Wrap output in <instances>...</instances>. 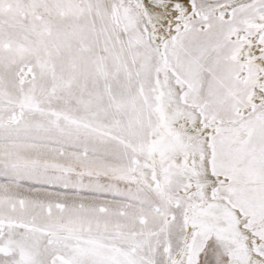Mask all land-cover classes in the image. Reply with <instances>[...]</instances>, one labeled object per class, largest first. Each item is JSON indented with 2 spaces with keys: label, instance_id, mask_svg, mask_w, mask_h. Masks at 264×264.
I'll return each mask as SVG.
<instances>
[{
  "label": "snow or ice",
  "instance_id": "1",
  "mask_svg": "<svg viewBox=\"0 0 264 264\" xmlns=\"http://www.w3.org/2000/svg\"><path fill=\"white\" fill-rule=\"evenodd\" d=\"M0 264H264V0H0Z\"/></svg>",
  "mask_w": 264,
  "mask_h": 264
}]
</instances>
